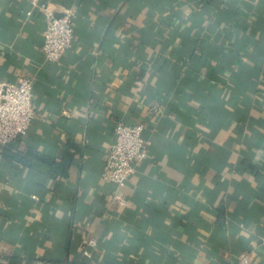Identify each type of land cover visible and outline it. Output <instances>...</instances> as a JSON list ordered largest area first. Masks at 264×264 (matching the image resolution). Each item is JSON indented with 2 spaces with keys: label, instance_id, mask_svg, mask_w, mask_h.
<instances>
[{
  "label": "crops",
  "instance_id": "crops-1",
  "mask_svg": "<svg viewBox=\"0 0 264 264\" xmlns=\"http://www.w3.org/2000/svg\"><path fill=\"white\" fill-rule=\"evenodd\" d=\"M48 1L75 10L57 61L41 8L0 0V81L36 110L0 145V264H264V0ZM118 121L148 140L123 187Z\"/></svg>",
  "mask_w": 264,
  "mask_h": 264
},
{
  "label": "built area",
  "instance_id": "built-area-1",
  "mask_svg": "<svg viewBox=\"0 0 264 264\" xmlns=\"http://www.w3.org/2000/svg\"><path fill=\"white\" fill-rule=\"evenodd\" d=\"M33 6L41 8L47 22L42 50L49 61H57L73 44L75 10L57 6L45 0H32ZM31 14V11H29ZM33 105V78L22 76L18 82L0 81V145L14 142L28 132L35 117ZM114 141L103 169V179L123 187L135 174L137 165L148 156V140L144 136V124L118 121L114 128ZM122 205L125 198L115 195ZM94 235L87 245L96 247ZM90 254L89 249L84 250ZM232 264H256L250 252H242Z\"/></svg>",
  "mask_w": 264,
  "mask_h": 264
}]
</instances>
